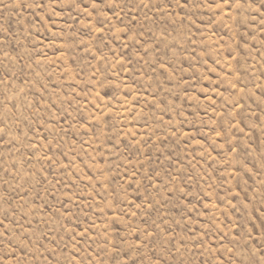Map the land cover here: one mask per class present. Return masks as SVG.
Wrapping results in <instances>:
<instances>
[{"label": "rangeland", "instance_id": "obj_1", "mask_svg": "<svg viewBox=\"0 0 264 264\" xmlns=\"http://www.w3.org/2000/svg\"><path fill=\"white\" fill-rule=\"evenodd\" d=\"M0 264H264V0H0Z\"/></svg>", "mask_w": 264, "mask_h": 264}]
</instances>
